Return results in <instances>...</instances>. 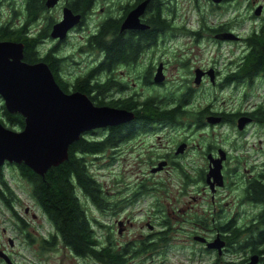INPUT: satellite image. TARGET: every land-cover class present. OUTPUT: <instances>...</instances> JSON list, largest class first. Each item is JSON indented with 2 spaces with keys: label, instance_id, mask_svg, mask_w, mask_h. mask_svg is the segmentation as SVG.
I'll use <instances>...</instances> for the list:
<instances>
[{
  "label": "rangeland",
  "instance_id": "1",
  "mask_svg": "<svg viewBox=\"0 0 264 264\" xmlns=\"http://www.w3.org/2000/svg\"><path fill=\"white\" fill-rule=\"evenodd\" d=\"M22 1L0 0V23L19 26L24 20ZM248 3H250V7H248ZM261 3L264 6V0H240L236 7L215 10L213 7L210 9L206 0H199L201 11L206 13L203 16L206 15L205 19L207 18V22L210 24L226 22L233 16L243 14L244 11L252 14ZM62 7V0H57L53 6L47 7L37 21L32 22L30 30L34 32L44 28L47 18H52L53 21L60 19ZM193 7L190 0H183L178 7H172L175 15L181 17L177 20L178 23L182 21L181 26L185 25L192 28L198 26L201 14ZM261 9L262 7L258 8L257 16L261 14ZM211 10H215L212 15L208 14L209 11L211 13ZM98 14L99 5H96L91 9L90 16L87 15V23L83 30L71 36L59 53L60 56L67 59L64 69L66 80L72 81V77L83 74L85 68L90 65L89 61L92 59V54L89 52L79 54L77 52V38H79L80 33L85 34L92 29ZM187 20L192 26L187 25ZM259 20L260 17L255 19L257 22ZM236 23L239 25L233 28L237 32L246 34L251 28L253 19H244ZM53 42L54 39L48 37L42 47L47 48L53 45ZM166 46V87L156 89V93L162 92L163 96L165 92L166 94L176 90L180 92L181 89L185 88L183 81L186 76L178 63L180 57L189 56L192 66L200 67L203 70L210 69L209 64L215 60L217 67L224 70L227 63L233 60L239 52L238 43H224L217 51L214 45L207 47L195 45L190 38L182 36L167 42ZM157 59L155 57V61ZM115 71L122 80L128 82L129 92L141 89L138 83H133L135 80L132 72L127 75V69L123 67ZM203 75L199 79V83L202 82V84L199 87L192 86L198 88L193 97V104L196 107L211 104L213 108L230 109L232 102L228 90L212 91L210 81L201 79ZM192 84L195 85L194 82ZM262 90V88L255 87L254 92L257 93V97L251 96L247 106L262 98ZM251 108L252 106H249V109ZM0 119H3L7 128L18 130L17 127L10 125L2 117L1 108ZM190 119V116L178 118L177 125L168 126L166 129L161 127L142 132L118 148H108L96 156H86L90 172L100 183L107 201L105 209H99L89 199L81 197L88 216L95 221H92V225L99 238L108 235L116 247H123L146 234L164 230L161 222L163 219L168 220L171 228L168 233L170 236L168 244L170 245L166 246L167 248L164 246L166 249L164 259L156 258V254L145 264H196V255L200 252V247L196 244L193 236L200 228L191 221L194 217L210 221L215 218L214 216L218 214L217 211H220L221 207H225L228 215L234 214L238 222H247L255 214L256 211L253 210L258 209L250 204L239 205L237 194L242 193V191L237 189L235 184L237 177L240 176V171L248 179L254 176L255 172L261 170L260 165L264 161V144L259 142V135L252 133L248 137L243 135L236 137L223 125L217 126L214 123L211 124L212 126L196 130L187 125ZM183 121L186 124H183ZM181 140L188 144L185 152L176 154L175 161L165 159L168 160V164L165 166L162 164V169L159 168L155 172H150L151 165H156L157 161L163 160L164 158L160 157H163L164 154L172 157L171 154H174L176 146L174 144ZM222 140L226 145L232 144L236 148L230 153L240 159L236 163L231 159L226 163V167L229 165L231 168L229 171L232 174L227 176V185L223 186L212 182V192L215 191L214 193H216L212 194L207 185H202L198 181L199 171L202 169L206 171L207 166V158L202 154L201 145L203 146L206 141L220 143ZM244 160L246 161L245 166ZM175 163L188 174V179H185L184 174ZM236 167L239 168V172L234 175L233 170ZM0 169L7 184L19 200L14 204V210L29 222L30 228L39 238H46L52 234L51 224L32 198L31 186L20 175L17 167L13 163L5 162L0 166ZM139 191L140 193L135 195ZM24 208H27L29 212L25 214ZM199 232L209 236L214 235L212 231L207 232L203 229H200ZM37 249L38 244L35 242L28 244L24 240L20 226L11 216V211L3 206L0 200V251L3 250L7 254L12 264H98L89 258L76 257L68 248L61 245L53 251L36 253ZM138 260L137 258L132 259L130 264H138ZM0 264H6L1 257Z\"/></svg>",
  "mask_w": 264,
  "mask_h": 264
},
{
  "label": "trees",
  "instance_id": "2",
  "mask_svg": "<svg viewBox=\"0 0 264 264\" xmlns=\"http://www.w3.org/2000/svg\"><path fill=\"white\" fill-rule=\"evenodd\" d=\"M68 1L67 5L74 12L82 15H87L92 9L91 0ZM154 2L158 3L156 0H151L150 2L153 6V12H151L153 13L151 20L153 26L151 33L153 36H155L159 28H171L168 22H165L161 17L162 10L160 6ZM21 4L24 8V20L19 26L0 23V41L22 43V60L28 64L44 62L64 92L84 94L96 106L131 110V112H135L134 114L139 119L135 124L136 126L140 123L138 128L158 121L169 120L173 122L179 114L184 112L182 104L189 98V93L177 101L178 105H173L170 108L164 107L159 97L156 96L157 93H153L152 98L142 101L134 100V97L131 96L116 97L114 95L115 87L117 86V81L113 75L114 72L112 73L114 65L119 61L131 62L132 56L138 51L137 44L131 42V38L122 41V43L118 40L114 22H109L88 37L90 50L105 51V63L100 67L91 66L85 74L76 76L73 82L63 80L61 69H65L67 59L60 56L59 49L57 47L55 49L53 45L47 48L42 47V44L48 40L49 31L52 28L51 24L53 23L52 18H47L46 26L41 30L34 32L30 30L32 22L37 21L40 14L47 9L45 0H23ZM201 19L203 21L201 27L211 30L212 28L204 26L206 25L204 16ZM248 44L250 46L249 52L243 57L242 63L236 72L226 75V81L234 78L244 79L255 75L257 72H264V23L259 31L250 33ZM99 69L107 73L106 79L99 77ZM0 102L2 117L7 123L18 129L23 128V117L19 113H9L5 109L3 102L1 100ZM208 109L206 107L203 111H208ZM200 113L203 112L201 111ZM200 113L195 114V116L198 117ZM254 115L257 122L264 126V108H257ZM133 121L108 126V130L103 133L99 131L95 134H81L76 141L69 145L67 159L56 166H51L43 175L36 173L23 162L20 164L13 163L20 175L30 184L32 198L53 229V233L48 237L39 238L40 249L38 253L56 250L61 245L68 248L76 257L89 258L98 264H130V259L137 257L136 255L141 251H145L146 247L151 249L148 244L140 245L139 243L138 245L135 242L127 243L123 247H116V244L108 235L104 238H99L92 225L94 220L90 219L81 201L83 196L99 209H105L107 204L105 194L100 183L91 174L86 156H96L108 148H113L126 139L133 137L140 131V129L133 126ZM0 122L5 126L3 119H0ZM179 170L184 176H188L183 169ZM200 176H202V173H198V178ZM245 190L247 199L264 203V171L260 172L259 176L251 182H248ZM139 193L140 191L136 195ZM0 200L3 206L11 211V214L17 220V225L23 229L21 231H25L21 227L23 218L14 210V204L19 200L4 179L1 169ZM192 220L195 222L202 221L197 217ZM234 222V220L229 218L228 222L216 223L217 230L224 234L223 237L228 242L233 243L237 251L243 247H249L252 252L263 253L264 243H261L264 242V232H256L260 230V225L264 223V211H260L254 216L251 220L252 223L247 227L234 224ZM98 225L101 226V224ZM161 225L164 230L153 234V249L160 244L166 246L169 242L170 236L168 233L171 229L168 220L163 219ZM255 234L258 235L256 236ZM32 242L34 241L31 239L28 244ZM161 252L163 253V250Z\"/></svg>",
  "mask_w": 264,
  "mask_h": 264
},
{
  "label": "flooded vegetation",
  "instance_id": "3",
  "mask_svg": "<svg viewBox=\"0 0 264 264\" xmlns=\"http://www.w3.org/2000/svg\"><path fill=\"white\" fill-rule=\"evenodd\" d=\"M46 1V0H45ZM63 1V7L61 10V18H62V11L64 8H68L72 11L73 14H78L80 15V20L79 22L74 25L72 28H70L66 34V36L63 39H58L55 38L53 42V46L59 49L58 52L62 50V48L67 44L69 38L71 36H74L76 32L82 31L84 25L87 23V15L90 16L91 10L87 13V15H82L81 13L74 12L70 6H68V0H62ZM155 1V0H154ZM183 0H156L155 3L156 5H159L162 13L161 17L167 21L169 26L171 28L169 29H163L159 28L156 31L155 36L152 35V17H153V6L150 3L151 0H91L92 3V8L95 7L96 5H99V16L97 19L94 20V26L92 27L91 30L87 31L85 34L80 33L79 38H77L78 42L76 45V50L79 54H83L85 52H89L92 54V59L89 61L90 65L85 68L86 70L83 71V74L87 72V70L93 66V67H100L103 65L105 62L106 58V53L104 50H90L89 49V42H88V37L92 33H96L99 28H102L109 22H114L116 25V30H117V35H118V40L121 41H126L127 39L129 40L131 38V42H134L137 44V49L136 54L132 56L131 62H123L119 61L117 64L114 65V76L117 81V86L115 87V96L120 97H134L135 99H138L139 101L149 99L153 97V93H156L157 90L154 88H163L166 87V67H167V62H166V43L169 41H172L176 39L178 36L190 38V40L195 44V45H204L205 47L214 45L219 51V48L224 45V43H238L239 47V52L238 54L234 57L233 60H230L227 65L224 67V70H221L220 68L217 67L216 61L214 60L212 63L209 64L211 67L208 71H211L212 79L210 77V74L208 73L207 70H203L200 67L197 66H192V61L190 63V58L189 56L187 57H180L178 60L179 65L181 66L182 70L184 71L183 74L186 76L184 77V89H181V91H175V92H169V94H164L162 92H158L156 94L157 97H159V100L162 102L164 107L170 108L173 105H178L177 101L181 100L184 96H186L188 93L190 94L189 98L186 99L185 103H183V109L184 112L182 114H179L178 117H176L175 120L169 121V120H164V122H154L152 124H149L144 127H139L140 125L135 124L139 121L137 119L136 115L134 114L135 112H132L134 117L126 122H130L134 120V127L140 129V131L137 134H141L142 132L149 131L154 128H161V127H168V126H173L178 124V118L181 117H187L190 116L191 119L187 123L188 126L194 127L196 130H201L204 127L212 126L214 125L221 126L223 125L226 127V130H229L232 134H234L236 137L243 135L244 137H248L250 134H258L260 139L259 142L261 144H264V126H261L256 118H255V110L259 107L264 108V72H257L255 75L251 77H245L244 79H232L230 81H226V75L228 74H233L236 72L237 68L239 65L242 63L243 57L245 56L246 53L249 52L250 46L248 44V38L251 32L253 31H259L261 25L264 23V6L263 4H259L258 6L262 7L261 9V14L257 16L256 11H258V8L253 11L252 14L250 12L244 11L243 14H239L236 16H233L226 22H218L217 24H210L207 22V18L205 19L206 25L210 28L211 30H207L204 27H201L202 25V19L201 17L206 14L201 11V7L199 5V0H190L192 2V5L194 6L193 9L198 11L201 16L200 19L198 20V26L196 28H192L189 26L182 25L181 22L178 23L177 20L180 19L178 15H175V13L172 11V7H178L179 3ZM209 3L210 9L213 7V9L217 10H225L226 7H236L237 4L240 3V0H221L219 3H214L211 0H206ZM145 3L144 8L142 9V12L139 13L137 20L134 22L136 26H126L123 27V23L126 22V18L128 17L129 13L134 10L138 5ZM248 7H250V3H248ZM47 8V7H46ZM252 9V8H251ZM215 10H211V13L209 11L208 14H214ZM260 17V20L257 22L255 21L256 18ZM60 18V19H61ZM242 18V19H241ZM55 19L56 21H53V23L57 22L60 20ZM244 19H253V23H251V28L247 31L246 34L237 32L233 27L239 25V23L236 22H241ZM51 24V27L53 25ZM138 24V25H137ZM127 25V24H126ZM187 25L192 24L187 20ZM51 31V29H50ZM49 31V33H50ZM223 33H232L234 35L233 38H224L222 37ZM49 36V35H48ZM49 38H51L49 36ZM53 39V38H52ZM190 45V44H188ZM197 48V47H196ZM92 51V52H90ZM155 57H157V61H155ZM63 58H66L63 56ZM78 63V61H75ZM126 68L127 69V75H130V72L134 74L133 79L135 80L133 83H138V86L141 87L140 90H133L132 92L128 91L127 85L128 82L122 80L121 77L118 76L117 72L115 70L119 68ZM193 67V68H192ZM158 68L161 70V74H157V78L161 76L160 81H156V73H158ZM100 70V69H99ZM198 70L200 73L199 76L205 74L202 76L203 79H207L210 81V84L212 85L211 90H228L230 93V100L232 102L231 108L230 109H218V108H213L211 104H206L204 106H199L196 107V105L193 104V97L196 94V90L198 88H194L192 86L199 87L201 83L196 82V77H197V72ZM61 75L63 76V80L65 79L64 76V70L61 69ZM111 72V71H110ZM100 78L101 79H106L107 78V73L104 70H100ZM82 74V75H83ZM76 76L72 77L73 82ZM200 79V78H199ZM68 80V79H67ZM68 82V81H67ZM194 82L195 85L192 84ZM154 87V88H153ZM255 87L262 88V94H261V99L258 100V102L253 103L251 109H249V106L247 104L249 103V98L252 97H257V93L255 94L254 89ZM206 107H208V111H203ZM118 108V107H117ZM118 109H124V108H118ZM131 111V110H129ZM203 113H200V112ZM200 113L198 117L195 116V114ZM136 118V119H134ZM216 119V120H214ZM240 122H242V128L239 127ZM125 123V122H123ZM183 124H186L185 121L182 122ZM142 124V123H141ZM212 124V125H211ZM108 126L104 128H97L93 129L87 132H84L82 134H95L96 132H106L108 130ZM254 131V132H253ZM135 134V135H137ZM134 135V136H135ZM133 136V137H134ZM131 137V138H133ZM131 138L126 139L124 142H121L115 148H118L121 144L130 141ZM176 145V146H175ZM175 146V151L174 154L169 157L166 154L163 155L164 158L163 160H159L156 162V165H151L150 167V172H155L152 171L153 168H156L158 164H163L165 166L168 164V160H173L176 158V154H181L183 151L185 152L186 147L188 146L187 142L181 140L177 141V144H174ZM114 148V147H113ZM181 148H184L183 150H180ZM201 148L203 149L202 154L207 158V166H206V171L205 169L200 170L199 173H202V176L198 178V181L202 183V185H207L210 192L212 194H216L212 192L213 187L210 185L211 182H216L213 177H209L207 179V176H209V171L210 168L214 166V164H220L218 159L221 160V167H220V172L222 175V180L220 185H227V176L229 174H232L231 168L229 165L226 167V163L231 159L234 160V163H236L240 158L236 156L231 155V150L236 149L233 147L232 144L226 145L224 141L218 143V142H209L206 141L204 142V145H201ZM230 148V149H229ZM151 159V158H150ZM149 159V161H150ZM168 159V160H165ZM178 163V162H177ZM176 164L177 167L179 165ZM246 161H243V164L245 166ZM174 164V163H173ZM162 167V166H161ZM163 168V167H162ZM161 168V169H162ZM245 169V167H243ZM261 170L255 172V175L246 178L240 171V176L237 177V182H236V187H238L242 193H238L237 196L239 198L238 203L241 206L243 204H250L256 206L258 209H255L253 211H256L255 214L248 220L247 222H238L237 217L234 214L228 215L227 211L225 210V207H221L220 211H217V215L214 216V219H211L210 221L202 220L199 218V220H202L200 222H195L193 220V223H196V225L200 228L203 229L204 231L210 232L212 231L214 233L213 236H209L204 233H200L199 230L196 231V233L200 234H194L193 239L196 241V244L200 247V252L196 255V264H249L251 262V258L256 256L255 262L253 264H264V252L263 253H256L252 252V250L249 249V247H243L239 251H235L236 249L234 248L233 243L228 242L222 234L220 233L217 229V224L216 223H225V221L234 220V224H238L240 226H248L254 216H256L260 211H264V203L263 202H253L250 199L246 198L245 194V188L246 184L248 182H251L253 179L259 176L260 172L264 171V161L260 165ZM179 169H181L179 167ZM238 167L234 168L233 172L234 175H236L238 171ZM185 179H188V176H184ZM224 181V184H223ZM237 188V189H238ZM245 190V191H244ZM244 191V192H243ZM136 195V194H135ZM215 207V204H214ZM28 209L24 208V213H28ZM19 215V214H18ZM11 216L14 218V216L11 214ZM20 217L23 218V224L21 227L25 229V231H22L23 233V238L24 240L28 243L31 239L38 244L39 241V236L30 228L31 225L29 222L21 215ZM15 219V218H14ZM225 219V221H224ZM16 220V219H15ZM17 221V220H16ZM254 223V222H253ZM171 229V228H170ZM259 231L256 233H261L262 231L264 232V223H262L259 227ZM21 230H23L21 228ZM202 232V231H201ZM154 232L150 234H146L140 238H137L133 240L132 242H135L139 245L142 244H148L151 246L146 247L147 249L145 251H141L138 253L133 259H139L138 264H145L146 261L150 260L152 257H154L156 254V258L158 259H164L166 249L164 248L163 245H158L157 248L153 249V237ZM256 235V234H255ZM258 235V234H257ZM256 235V236H257ZM245 236V235H243ZM30 237V238H28ZM243 240V239H241ZM32 242V243H34ZM31 243V244H32ZM262 242L261 244H263ZM170 244H166L168 247ZM165 246V247H166ZM40 244H38V249L36 250V253L39 251ZM166 247V248H167ZM163 250V253L161 252ZM3 251V250H2ZM4 252V251H3ZM6 254V253H5ZM7 255V254H6ZM238 255V257H235ZM10 256V255H9ZM132 259H130L131 261ZM129 261V263H130ZM237 261V262H236ZM14 263V262H13Z\"/></svg>",
  "mask_w": 264,
  "mask_h": 264
},
{
  "label": "water",
  "instance_id": "4",
  "mask_svg": "<svg viewBox=\"0 0 264 264\" xmlns=\"http://www.w3.org/2000/svg\"><path fill=\"white\" fill-rule=\"evenodd\" d=\"M56 1L46 0L45 5L49 8ZM211 1L219 3L221 0ZM144 6L145 3H142L132 10L123 27L136 26L134 22ZM79 20L80 15L64 8L62 18L53 23L49 36L63 39ZM222 37L233 38L234 35L223 33ZM22 58V43L0 41V99L9 113H19L24 119L23 128L18 130L7 128L0 122V166L5 162H23L43 175L48 168L67 159L69 145L82 133L117 125L134 117L126 109L96 106L79 92H64L44 62L28 64ZM159 71L161 72L160 68L155 75L156 81L162 79L161 76L157 78ZM196 72L198 83L200 72ZM208 73L212 79L211 71ZM239 127L242 128V122ZM221 160L218 159L220 164H214L210 168L207 176L209 179L212 175L219 185L222 180ZM161 166V163L158 164L152 171ZM210 185L213 186L212 182ZM0 257L6 264H12L3 252H0ZM255 258L256 256L252 257L249 264H253Z\"/></svg>",
  "mask_w": 264,
  "mask_h": 264
}]
</instances>
